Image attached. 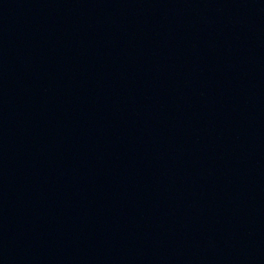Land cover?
<instances>
[{"label": "water", "instance_id": "obj_1", "mask_svg": "<svg viewBox=\"0 0 264 264\" xmlns=\"http://www.w3.org/2000/svg\"><path fill=\"white\" fill-rule=\"evenodd\" d=\"M0 264H264V0H0Z\"/></svg>", "mask_w": 264, "mask_h": 264}]
</instances>
